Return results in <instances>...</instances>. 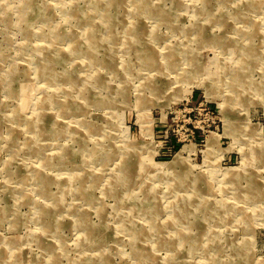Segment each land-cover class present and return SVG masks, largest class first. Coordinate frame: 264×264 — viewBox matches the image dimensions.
I'll use <instances>...</instances> for the list:
<instances>
[{
  "label": "rangeland",
  "instance_id": "obj_1",
  "mask_svg": "<svg viewBox=\"0 0 264 264\" xmlns=\"http://www.w3.org/2000/svg\"><path fill=\"white\" fill-rule=\"evenodd\" d=\"M0 264H264V0H0Z\"/></svg>",
  "mask_w": 264,
  "mask_h": 264
},
{
  "label": "built area",
  "instance_id": "obj_2",
  "mask_svg": "<svg viewBox=\"0 0 264 264\" xmlns=\"http://www.w3.org/2000/svg\"><path fill=\"white\" fill-rule=\"evenodd\" d=\"M185 109H186V107H180V106H178L177 108L175 107L172 111H185ZM190 110H192V109L190 108Z\"/></svg>",
  "mask_w": 264,
  "mask_h": 264
},
{
  "label": "bare ground",
  "instance_id": "obj_3",
  "mask_svg": "<svg viewBox=\"0 0 264 264\" xmlns=\"http://www.w3.org/2000/svg\"><path fill=\"white\" fill-rule=\"evenodd\" d=\"M5 76V75H4ZM8 87V86H7ZM45 96H47V95H45ZM43 97V96H42ZM51 98V97H50ZM40 100V99H39ZM52 101V100H51ZM40 102H41V100H40ZM34 103V102H33ZM58 103H60V102H58ZM54 105V104H53ZM58 106V105H57ZM43 108V107H42ZM37 121V120H36ZM36 137V136H35ZM44 160V159H43ZM43 162V161H42ZM46 163V162H45ZM48 163V162H47ZM28 167V166H27ZM33 173V172H32ZM32 178V177H31ZM32 180V179H31ZM178 195H179V193H178ZM235 262V261H234ZM218 263V262H217Z\"/></svg>",
  "mask_w": 264,
  "mask_h": 264
}]
</instances>
